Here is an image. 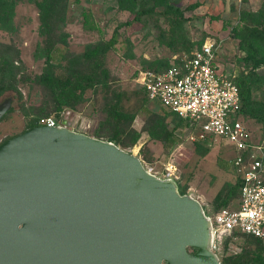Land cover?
<instances>
[{
  "label": "rangeland",
  "instance_id": "1",
  "mask_svg": "<svg viewBox=\"0 0 264 264\" xmlns=\"http://www.w3.org/2000/svg\"><path fill=\"white\" fill-rule=\"evenodd\" d=\"M49 3L55 11L45 26ZM194 4L200 6L186 10ZM141 8L149 12L137 21ZM85 14L96 29L84 28ZM117 28L118 44L104 61L84 57ZM208 38L217 43L221 70L248 80L253 101L264 109V0H0V64L17 66V85L31 114L26 118L18 108L9 114L0 123V144L32 120L68 118L84 134L95 137L100 129L101 139L115 137L151 173L194 194L209 216L238 209L237 150L221 140L193 141L189 129L148 102L138 81L142 72L186 58ZM61 79L72 82L64 95L56 89ZM255 113L248 108L250 143L264 153V120ZM220 247L221 260H264V246L245 237L224 235Z\"/></svg>",
  "mask_w": 264,
  "mask_h": 264
},
{
  "label": "water",
  "instance_id": "2",
  "mask_svg": "<svg viewBox=\"0 0 264 264\" xmlns=\"http://www.w3.org/2000/svg\"><path fill=\"white\" fill-rule=\"evenodd\" d=\"M0 264L222 263L210 216L176 180L113 142L41 125L0 144Z\"/></svg>",
  "mask_w": 264,
  "mask_h": 264
},
{
  "label": "built area",
  "instance_id": "3",
  "mask_svg": "<svg viewBox=\"0 0 264 264\" xmlns=\"http://www.w3.org/2000/svg\"><path fill=\"white\" fill-rule=\"evenodd\" d=\"M235 79L221 70L218 46L211 38L186 58L172 62L168 70H148L138 79L150 101L190 122L193 141L221 140L238 152L232 162L241 179L238 209L224 208L210 216L216 252L224 235L264 240V153L262 147L250 143L248 127L241 120V92ZM41 124L84 132L68 118H50Z\"/></svg>",
  "mask_w": 264,
  "mask_h": 264
},
{
  "label": "trees",
  "instance_id": "4",
  "mask_svg": "<svg viewBox=\"0 0 264 264\" xmlns=\"http://www.w3.org/2000/svg\"><path fill=\"white\" fill-rule=\"evenodd\" d=\"M199 6H200L199 4H194L192 6H188L186 8V10L187 11L195 10ZM46 10L47 11H46V14L43 18V21H44L45 26H48L49 25L48 20L52 16V12L55 11V8H54V6H52V3H49L46 7ZM148 12L149 11L146 10L145 8H141V10L138 12L135 20H137V21L140 20L141 17L143 15L147 14ZM84 28L85 29H96V26L94 24L90 23L89 16L87 14H85V16H84ZM118 37H119V28L116 29L112 38L107 43L85 52L84 57L87 60H95V59L100 58L104 61L105 57L109 53V51L114 49L115 46L118 44ZM203 44L198 49H200L203 46ZM171 66H172V63L169 66H161L158 68H149L148 70L156 71V72H162V71L168 70ZM16 68H17V66L14 63L9 62V61H3L0 64V103L3 102L5 99H7L8 98L7 95L10 94L11 95L10 98H13V100L18 103L17 104L18 106L16 108L13 107L9 114L15 112L18 108L22 112L24 117L28 118L29 116H31V114H30L29 109L26 105L24 94L17 85L18 73H17ZM148 70H146V71H148ZM103 74L105 76H108L107 70H103ZM235 82L239 86L240 92H241V100H242L241 120L248 127V124H247V122H248V118H247L248 117V108H251V110H255V112L257 111V113H255L257 119L264 120V109H262L260 107L257 108V106H259V105L256 102H254L252 99V85L250 84V82L248 80H245V79L238 80L237 78L235 79ZM88 83L89 84H86V86L82 88V93L85 92L86 88L91 87V83L90 82H88ZM71 85H72L71 81H63L62 79L60 81L56 80V89L62 95H64L65 91L71 90V88H72ZM142 90H143L144 95L147 98L149 103H152V104H155L156 106H158V108L164 113L165 116L171 117L172 119L176 120L178 122V126H181V127L184 126L186 129H189L191 131L190 122L188 120L183 119L174 113L168 112L167 110L160 107L158 104L150 101L145 90L143 88H142ZM121 99H122V96L118 95V100L120 101ZM62 104H64V102H62L61 105ZM41 125L42 124L40 122H38V120H32L27 129L35 127V126H41ZM94 136L96 138L101 139L102 133L100 132V129L95 133ZM9 138H11V137H9ZM9 138L5 139L4 141L8 140ZM107 141L113 142L116 145H118L115 137H109V139ZM181 194H186V193L181 192ZM240 195H241V179L238 175L237 198H236L238 203L240 200ZM236 237L237 238L238 237H245V238L253 241L256 244V247H258L259 249L263 248V246H264V240L254 238L252 236L235 234L234 238H236ZM234 238H232V239H234ZM254 259H257V261H259L261 264H264L263 258L258 256V255H256ZM238 260H239V258H236V257H232V256H226L225 257L224 256L223 259L221 260V263L222 264H237Z\"/></svg>",
  "mask_w": 264,
  "mask_h": 264
}]
</instances>
